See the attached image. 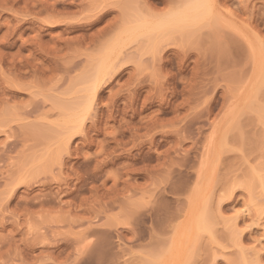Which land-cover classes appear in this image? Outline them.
<instances>
[{
    "label": "rangeland",
    "instance_id": "374dc122",
    "mask_svg": "<svg viewBox=\"0 0 264 264\" xmlns=\"http://www.w3.org/2000/svg\"><path fill=\"white\" fill-rule=\"evenodd\" d=\"M124 1L0 0V264H264V0L124 41L68 126Z\"/></svg>",
    "mask_w": 264,
    "mask_h": 264
},
{
    "label": "bare ground",
    "instance_id": "6f19581e",
    "mask_svg": "<svg viewBox=\"0 0 264 264\" xmlns=\"http://www.w3.org/2000/svg\"><path fill=\"white\" fill-rule=\"evenodd\" d=\"M125 1H127V0H125ZM175 1L176 0L173 1V4L175 6L178 5L176 8L174 7L175 9L173 8L172 11H170L166 15H162L161 17H159V18L157 17L155 19L150 18L148 15L143 14V12L141 10L142 7L140 8L141 4L138 3L139 0L138 1L137 0H131L130 3H128L129 1H127L126 3L122 2L123 6H121V7L124 10L123 11L124 15L122 16V18L124 17L122 19L123 22L121 21L122 27L120 28V30L117 33H115V36L111 38V40L108 42V44L105 47H103V49L100 52V54L98 55V57L94 58L95 61L94 60L92 61V63L93 62L94 63H93V65H91L92 66L91 70H89L88 72H86L85 74H83L81 76L82 80L80 78V80H81L80 84L81 83L83 84V88H81L80 91L81 92L83 91L85 93V95L82 92L83 93V94H81L82 96H80L78 98V96L76 94V96H73L72 98L76 97L78 99L74 100V101L73 100L67 101L65 99H68V97L64 99L58 95L57 96L60 97L62 100L59 99L57 96H56L57 98H55V99L53 98L54 99L53 102L56 104V106L59 107V109H62V112H63L62 115L64 116V117L62 116L63 117V123L66 122L68 124V126H69V124L73 123V126H74V125H79L84 120V117H85L84 115L87 112V110L90 109V106L92 105V100L94 99L95 95L97 94V90L99 89V87L101 85V81L103 80L104 76L109 73V70L112 69L111 67H113V60L115 58L113 55L115 54L116 47L118 45H121L124 41H126L128 39L129 40L130 39L138 40V39H140V37L145 36L147 39V40H145L147 42L146 46L148 45L149 47H152L155 49V44L157 42H159V41H157V39L159 40L160 37H162L163 35L166 36L168 33L171 34L172 33L171 31H173V30L174 31L175 30H179V31L181 30L182 31L187 26H190V25L191 26L192 25L194 26V24L196 26L198 24L202 25V22L206 21L204 19H206L207 16H209L211 14V5H210L211 1L210 0H180L178 2L180 4H178L177 2L174 3ZM139 4H140V6H139ZM158 36H159V38H158ZM158 44H156V45L158 46ZM261 59H262V57H261ZM263 63L264 62H262L261 65H258V70H257L258 73L256 74V77H255L256 79L254 78L256 81L253 80V84H254V81L256 82V84L257 83L260 84V86L255 84V86H257V87L259 86L258 89H257V87L255 88L256 92H257V90H260V88L263 87V84H264V64ZM253 90L254 89H252L251 93H253ZM71 92L75 93V91H70L69 94H71ZM260 109H262V108H260ZM262 110H264V109H262ZM262 110L259 111L260 114H263L264 111H262ZM33 127H34V125H33ZM37 127H41L39 129L44 128L43 126H37ZM45 130H44V134H45ZM35 133H36V131H35ZM39 133H42L41 130H39ZM39 135H41V134H39ZM61 135L62 134H59V137L63 136V135L62 136ZM72 135L73 134H69V136H68V134H65V136L60 138V142H59L60 147L61 146L63 147L68 142H70V137H72ZM248 138H250V137H248ZM59 151L60 150H58L57 152L60 155ZM52 152L54 153V151H52ZM54 154H56V153H54ZM263 187H264V185H263ZM261 212L264 213L263 210L258 212L259 213V216H258L259 220L262 218L264 219V215L262 217H260L262 214ZM258 213H257V215H258ZM239 217H240L239 215L234 217V221L236 224H237V222H239L238 221L240 219ZM197 220H199V218ZM197 223H198V227L200 226L199 228H203L204 224H203L202 220L197 222ZM205 225H207V224H205ZM208 228H210V226ZM205 229L207 230V226ZM258 249H260V248H258ZM258 249L255 248L256 251H254V256L258 255V257H259V251L260 250H258ZM256 256H255V258H256ZM259 258H256V259H259ZM244 260H245V257H244ZM246 260H248V261H246ZM246 260H245V264H251V263H249V259L246 258ZM259 260H261V259H259Z\"/></svg>",
    "mask_w": 264,
    "mask_h": 264
}]
</instances>
